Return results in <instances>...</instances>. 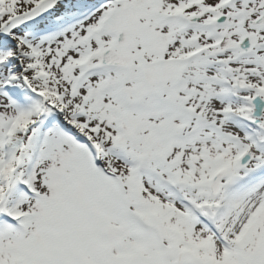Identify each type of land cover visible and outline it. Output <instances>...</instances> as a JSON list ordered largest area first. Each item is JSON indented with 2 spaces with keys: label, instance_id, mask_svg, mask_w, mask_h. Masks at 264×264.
Returning a JSON list of instances; mask_svg holds the SVG:
<instances>
[{
  "label": "snow or ice",
  "instance_id": "obj_1",
  "mask_svg": "<svg viewBox=\"0 0 264 264\" xmlns=\"http://www.w3.org/2000/svg\"><path fill=\"white\" fill-rule=\"evenodd\" d=\"M0 264H264V0H0Z\"/></svg>",
  "mask_w": 264,
  "mask_h": 264
}]
</instances>
